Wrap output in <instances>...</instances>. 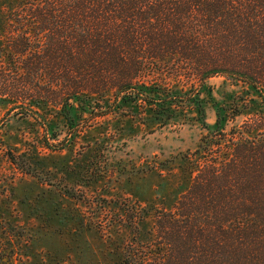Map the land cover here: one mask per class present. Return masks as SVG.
Wrapping results in <instances>:
<instances>
[{
  "label": "trees",
  "instance_id": "1",
  "mask_svg": "<svg viewBox=\"0 0 264 264\" xmlns=\"http://www.w3.org/2000/svg\"><path fill=\"white\" fill-rule=\"evenodd\" d=\"M215 76L257 90L260 107L230 130L217 110L222 138L184 156L196 174L172 209L125 213L122 264H264V0H0V100L56 108L69 133L44 121L47 147L79 134L84 112L129 102L167 125L186 105L174 100H193L208 127L200 95ZM10 160L34 173L24 155Z\"/></svg>",
  "mask_w": 264,
  "mask_h": 264
},
{
  "label": "rangeland",
  "instance_id": "2",
  "mask_svg": "<svg viewBox=\"0 0 264 264\" xmlns=\"http://www.w3.org/2000/svg\"><path fill=\"white\" fill-rule=\"evenodd\" d=\"M200 98L210 130L193 100H174L186 105L167 125L140 103L96 118L79 107L81 132L65 145L50 139V147L44 121L52 122L50 133L63 132L60 140L69 133L56 108L36 116L0 100V264H122L130 238L125 213L135 204L172 209L196 174L184 156L207 134L222 138L217 110L230 130L253 117L262 100L224 76L207 80ZM12 155H24L34 173L12 163Z\"/></svg>",
  "mask_w": 264,
  "mask_h": 264
}]
</instances>
